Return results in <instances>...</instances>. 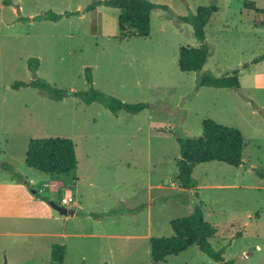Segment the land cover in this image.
Returning <instances> with one entry per match:
<instances>
[{
	"label": "rangeland",
	"instance_id": "obj_1",
	"mask_svg": "<svg viewBox=\"0 0 264 264\" xmlns=\"http://www.w3.org/2000/svg\"><path fill=\"white\" fill-rule=\"evenodd\" d=\"M94 1L0 0V264H49L50 246L62 242L63 264H216L195 245L161 262L150 257V237L171 236L170 220L197 205L216 227L210 245L223 248L225 259L264 264V25L254 23L264 15L245 6L264 8V0H150L163 6L151 12L149 35L129 38L118 35V9L85 10ZM208 5L218 10L204 30L207 60L199 71H181L179 48L201 45L182 18ZM48 11L61 16L36 18ZM29 58L39 60L34 74ZM234 70L238 89L198 86L201 72ZM34 78L146 108L112 114L99 102L11 87ZM204 119L239 129L242 163H198L197 185L184 189L176 181V137L200 136ZM57 136L73 140L74 169L54 175L28 167L29 139ZM64 189L81 207L66 219L49 204L60 205ZM59 229L93 237L47 234ZM108 233L116 236L102 237Z\"/></svg>",
	"mask_w": 264,
	"mask_h": 264
},
{
	"label": "trees",
	"instance_id": "obj_2",
	"mask_svg": "<svg viewBox=\"0 0 264 264\" xmlns=\"http://www.w3.org/2000/svg\"><path fill=\"white\" fill-rule=\"evenodd\" d=\"M98 5L118 9L117 27L118 35L121 38L147 37L150 31L152 10L163 6L150 0H99L87 5L85 10H94ZM245 6L252 9L255 14L264 15V8L256 7L253 2L245 3ZM217 10L215 5L198 6L194 13L182 18L183 21L191 25L193 35L201 45L199 47L182 46L179 48L178 68L181 71H199L206 62L209 51L204 44V30ZM68 14L69 12L65 13V15ZM60 16L61 14L48 11L42 15H37L36 18L57 20ZM254 23L264 25V18H255ZM258 59H264V53ZM27 65L34 74L39 66V60L29 58ZM84 77L88 84L92 83L91 67H85ZM24 85L37 88L50 99L56 101L71 95L85 104L99 102L112 114L121 111L136 114L146 108L144 102H124L92 87L86 90L68 91L36 78L27 83L15 81L11 87L18 89ZM198 86L238 89L237 71L234 70L232 73L219 76L210 71L201 72L198 78ZM176 141L179 147V156L176 159V181L184 189H190L197 185L198 182L192 176V171L198 163L219 161L232 166H239L242 163L243 136L239 129L233 126L204 119L200 136H177ZM25 163L28 167L47 174L68 173L77 164L74 142L69 137L31 138L27 143ZM1 167L9 170L14 179L25 180L11 166L1 164ZM258 173L262 175L260 171ZM169 224L173 232L171 236L150 237L149 239L150 257L153 262L164 261L167 256L177 255L195 245L216 264H231L230 260L224 258L223 248L216 250L210 245L209 239L215 235L216 227L205 219L200 206H195L187 215L173 218ZM64 257L65 246L61 243L52 244L49 264H63Z\"/></svg>",
	"mask_w": 264,
	"mask_h": 264
},
{
	"label": "crops",
	"instance_id": "obj_3",
	"mask_svg": "<svg viewBox=\"0 0 264 264\" xmlns=\"http://www.w3.org/2000/svg\"><path fill=\"white\" fill-rule=\"evenodd\" d=\"M5 1V0H4ZM14 179V178H13ZM16 180V179H15ZM18 182L20 181V180H17ZM21 182V181H20ZM24 182H26V180L24 181ZM77 182V181H76ZM0 185H1V183H0ZM5 185H6V190L9 192V191H11L12 190V187H13V184H7V183H5ZM60 185H62V183H60ZM65 191H70V190H63V193L65 192ZM71 192V191H70ZM71 194H72V192H71ZM73 196V195H72ZM73 199H74V202H75V205L73 206V207H71V208H81L80 206H79V200L78 199H75L74 198V196H73ZM11 204H14V202H13V200L11 201ZM15 215V213H13V210L12 209H10V212H9V216H14ZM84 217H93V221L94 222H96V218H98V217H96L97 216V214H95V213H93V212H91V211H87L86 212V214H82ZM116 213H113V214H111V216L112 217H116ZM75 216V212H74V214L73 215H66L65 216V219L67 218V217H74ZM10 219H13V218H11L10 217ZM64 228H66V225L64 224V227H63V229ZM47 234H50V235H54V236H58V237H62V238H68V237H80V236H89V237H93L92 236V234L90 233L89 235H87V234H82V233H79V232H73V233H67V232H65L64 230H51L50 232H48ZM94 235V234H93ZM112 236H116V235H113V234H105V235H103L102 234V237H104V238H109V237H112ZM121 236V235H120ZM61 244H65L64 242H62ZM65 246V250H66V245H64ZM50 249H51V246H50ZM65 258V257H64Z\"/></svg>",
	"mask_w": 264,
	"mask_h": 264
},
{
	"label": "built area",
	"instance_id": "obj_4",
	"mask_svg": "<svg viewBox=\"0 0 264 264\" xmlns=\"http://www.w3.org/2000/svg\"><path fill=\"white\" fill-rule=\"evenodd\" d=\"M60 205L67 206V208H71L75 205L73 196L70 191H65L64 195L61 197Z\"/></svg>",
	"mask_w": 264,
	"mask_h": 264
},
{
	"label": "water",
	"instance_id": "obj_5",
	"mask_svg": "<svg viewBox=\"0 0 264 264\" xmlns=\"http://www.w3.org/2000/svg\"><path fill=\"white\" fill-rule=\"evenodd\" d=\"M49 204L52 206V208H54L58 213L62 215H73L75 212L74 208H67L65 206L55 204L53 202H49Z\"/></svg>",
	"mask_w": 264,
	"mask_h": 264
}]
</instances>
